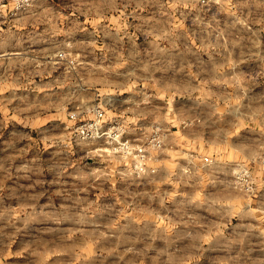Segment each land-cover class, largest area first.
Returning a JSON list of instances; mask_svg holds the SVG:
<instances>
[{
    "label": "crops",
    "instance_id": "crops-1",
    "mask_svg": "<svg viewBox=\"0 0 264 264\" xmlns=\"http://www.w3.org/2000/svg\"><path fill=\"white\" fill-rule=\"evenodd\" d=\"M262 4L35 0L0 16V179L28 182L15 196L57 204L67 221L61 228L85 229L82 237L38 240L52 247L22 260L264 264V253L190 252L193 243L216 244L223 223L231 229L264 221V205H237L230 187L238 164L250 166L255 190L263 185L255 161L264 147ZM197 16L207 22L191 28ZM203 31L218 38H202ZM159 50L167 54L165 77L158 75ZM110 70L117 76L110 79ZM96 105L135 142L154 127L164 130L144 173L135 175L104 140L72 141L73 127L93 117ZM202 155L213 161L202 163Z\"/></svg>",
    "mask_w": 264,
    "mask_h": 264
},
{
    "label": "rangeland",
    "instance_id": "rangeland-1",
    "mask_svg": "<svg viewBox=\"0 0 264 264\" xmlns=\"http://www.w3.org/2000/svg\"><path fill=\"white\" fill-rule=\"evenodd\" d=\"M35 1V0H34ZM33 1V2H34ZM32 2V3H33ZM31 3V5H32ZM30 5V6H31ZM11 4L8 2H4L0 7V16L2 14H14L20 11L11 12ZM29 6V7H30ZM264 4L260 5L259 8ZM27 7L26 9H28ZM251 9H256L254 6H248ZM25 9V10H26ZM23 11V10H21ZM209 26L212 25L213 22H216V18H209ZM207 22L205 19H201L200 17H194L191 19V28H199L200 24L203 22ZM253 24H257L255 20H253ZM202 38L204 36H209L211 40L217 39L218 37L213 34V31H208V34L204 31L201 34ZM198 38V35H196ZM205 38V37H204ZM195 38H191V43H194ZM161 40H165L161 38ZM160 40V41H161ZM193 40V41H192ZM166 51L159 50V77H165L168 72L165 68L166 62ZM129 71L130 70H126ZM4 74V70L0 71V76ZM110 79L112 76H117L116 70H110ZM165 87V85H159V87ZM159 108H163L159 102ZM238 108L241 106V102H238ZM148 134V133H147ZM73 141V140H72ZM74 142V141H73ZM81 142V141H77ZM76 143V142H74ZM264 151V147L257 153L255 156V161L259 163L258 171L264 174V163L260 160L262 156V152ZM6 152L5 149H2L0 153ZM202 154L203 151H201ZM3 155V154H0ZM209 157V162H204L203 157ZM202 163L207 164L213 161L210 155H202ZM247 166L251 172V168L248 165L238 164L236 169L233 171L232 180L230 181V187H232L235 191L233 192L235 195V199L237 200V205L241 204H252V205H264V176L262 179L263 185L257 190H255L256 180L253 177L251 172V181L253 184V189L251 191H247L244 189L242 184L235 182L234 176L236 172L241 168ZM28 182L23 181H5L0 179V264H29V260H22L21 257L23 254L28 253H38L46 252L52 246L39 244L38 240L43 239H53L60 238L63 236H73V237H82L85 236V229H63L61 228L62 224H65L67 221H62L63 212H60L57 204L54 206L51 204L48 205H38V204H30L29 197L25 196H15L17 192H22V188L27 186ZM229 184V183H228ZM56 187V184H55ZM41 201H46V198H37ZM54 202H57L58 199L53 197ZM177 200V198H175ZM192 203V202H191ZM194 203V202H193ZM224 203V201H223ZM67 214V212H64ZM263 215L264 213L260 214ZM224 221V218H223ZM229 224L223 223L222 225V236L221 238L216 239V244H206L200 245L198 243L190 244V252L191 253H205V252H222V253H237V254H247V253H264V221L262 223H251L247 226L238 224L236 228L229 229ZM226 230V232H225ZM194 232L195 237L192 239L194 241L199 240L197 235V228L192 230ZM237 238L238 243L233 244L232 241ZM249 239V243H240V240ZM220 243L218 244V242ZM177 246H175L176 250ZM47 249V250H45ZM48 252V251H47ZM20 255V256H18ZM229 261H222L221 264H228ZM189 264H208L206 261L202 260H193ZM217 264H220L217 262Z\"/></svg>",
    "mask_w": 264,
    "mask_h": 264
},
{
    "label": "built area",
    "instance_id": "built-area-1",
    "mask_svg": "<svg viewBox=\"0 0 264 264\" xmlns=\"http://www.w3.org/2000/svg\"><path fill=\"white\" fill-rule=\"evenodd\" d=\"M10 3L11 12L25 10L34 0H0V7L4 2ZM216 0H198V5L207 8ZM66 53H59V57L66 58ZM72 63V60H67ZM93 117L79 120L72 129V140L91 141L104 140L110 145V151L119 154L130 161L131 171L135 175L145 172L147 160L152 159L153 152H157L163 146L164 130L161 127H154L142 141L135 142L125 136L123 124L111 118H106L102 105H96L92 109ZM260 160L264 163V151ZM204 162H209L207 156L203 157ZM153 171V169H151ZM235 182L242 184L245 190L251 191L253 184L251 181V172L247 166L241 167L234 176Z\"/></svg>",
    "mask_w": 264,
    "mask_h": 264
}]
</instances>
